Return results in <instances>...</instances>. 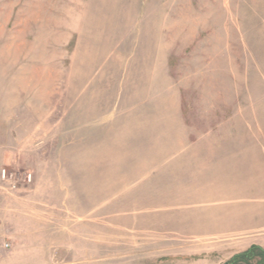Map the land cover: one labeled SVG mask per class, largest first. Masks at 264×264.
<instances>
[{"label":"rangeland","instance_id":"1","mask_svg":"<svg viewBox=\"0 0 264 264\" xmlns=\"http://www.w3.org/2000/svg\"><path fill=\"white\" fill-rule=\"evenodd\" d=\"M252 246L263 264L264 0H0V264Z\"/></svg>","mask_w":264,"mask_h":264},{"label":"trees","instance_id":"2","mask_svg":"<svg viewBox=\"0 0 264 264\" xmlns=\"http://www.w3.org/2000/svg\"><path fill=\"white\" fill-rule=\"evenodd\" d=\"M252 248H249L248 250L244 251L243 253L235 256L232 261L236 262H243L244 264H248L250 255H251Z\"/></svg>","mask_w":264,"mask_h":264},{"label":"built area","instance_id":"3","mask_svg":"<svg viewBox=\"0 0 264 264\" xmlns=\"http://www.w3.org/2000/svg\"><path fill=\"white\" fill-rule=\"evenodd\" d=\"M3 179H8V178H6V175H5V173H3ZM23 181L25 182V183H29L30 181H31V176L30 175H25V176H23ZM16 187V183H14L13 185H12V188L14 189Z\"/></svg>","mask_w":264,"mask_h":264},{"label":"flooded vegetation","instance_id":"4","mask_svg":"<svg viewBox=\"0 0 264 264\" xmlns=\"http://www.w3.org/2000/svg\"><path fill=\"white\" fill-rule=\"evenodd\" d=\"M251 248H252V251H251V255H250V259H249L248 264H252V261H253V258H254L253 250H255V248H257V247L256 246H252Z\"/></svg>","mask_w":264,"mask_h":264}]
</instances>
